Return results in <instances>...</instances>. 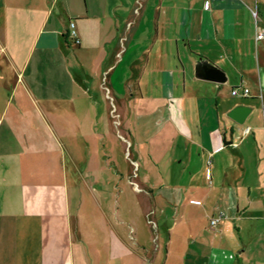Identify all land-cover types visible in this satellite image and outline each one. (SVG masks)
<instances>
[{
	"label": "crops",
	"instance_id": "obj_1",
	"mask_svg": "<svg viewBox=\"0 0 264 264\" xmlns=\"http://www.w3.org/2000/svg\"><path fill=\"white\" fill-rule=\"evenodd\" d=\"M261 31L264 0H0V264H264ZM95 76L156 116L125 168L71 130Z\"/></svg>",
	"mask_w": 264,
	"mask_h": 264
},
{
	"label": "rangeland",
	"instance_id": "obj_2",
	"mask_svg": "<svg viewBox=\"0 0 264 264\" xmlns=\"http://www.w3.org/2000/svg\"><path fill=\"white\" fill-rule=\"evenodd\" d=\"M73 23V22H70ZM69 23V24H70ZM76 33V32H75ZM70 36V28H69ZM74 45L78 44L77 35L75 40L70 37ZM91 86H93V99L90 101V107H86V103L82 104L84 108H76V117L72 116L71 120L72 126L71 130L78 132L77 123L79 121L78 114L81 118L92 119L95 116L102 120V132L103 140L102 145L97 147L98 160L97 165L99 167L107 168L110 167L111 162L117 161L119 168H125V160L122 159L121 153H125V158L128 156L129 152L137 151V139H141L142 136V125L144 120L147 121L148 118H156L151 112L147 111L146 107L138 103L136 99L133 102L132 99L127 100L126 103L114 98L110 95L107 100L104 98L105 91H101V80L99 77H94L91 79ZM100 87V89H98ZM128 96V95H127ZM126 95L122 96L123 99L127 98ZM147 98V96H145ZM125 101V100H124ZM97 105V107L94 105ZM78 109V110H77ZM96 110V112H95ZM128 130L131 131V137L128 136ZM73 134V131H72ZM74 136V134H73ZM117 136V139H116ZM78 138H72V143H76ZM78 145V142L76 146Z\"/></svg>",
	"mask_w": 264,
	"mask_h": 264
},
{
	"label": "water",
	"instance_id": "obj_3",
	"mask_svg": "<svg viewBox=\"0 0 264 264\" xmlns=\"http://www.w3.org/2000/svg\"><path fill=\"white\" fill-rule=\"evenodd\" d=\"M198 73V77L206 81H211L217 84H222L226 81L224 74L214 65L205 64L201 67ZM250 112L251 109L246 106H236L228 112L227 118L239 125H242Z\"/></svg>",
	"mask_w": 264,
	"mask_h": 264
},
{
	"label": "built area",
	"instance_id": "obj_4",
	"mask_svg": "<svg viewBox=\"0 0 264 264\" xmlns=\"http://www.w3.org/2000/svg\"><path fill=\"white\" fill-rule=\"evenodd\" d=\"M69 28H70V37L73 38V40H75V43H77L76 33L74 31V24L70 23L69 24ZM263 37H264V31H261V32H259L257 34V39H262ZM248 94H249L248 89L240 90L239 88H236V89H232L231 90V95L232 96L241 95L243 97H246ZM222 218H223V214L222 213H219L215 218H212L210 220V222H209L210 228H215Z\"/></svg>",
	"mask_w": 264,
	"mask_h": 264
}]
</instances>
